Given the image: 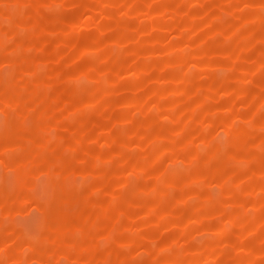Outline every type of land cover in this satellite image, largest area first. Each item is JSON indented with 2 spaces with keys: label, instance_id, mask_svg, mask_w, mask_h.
<instances>
[{
  "label": "rangeland",
  "instance_id": "1",
  "mask_svg": "<svg viewBox=\"0 0 264 264\" xmlns=\"http://www.w3.org/2000/svg\"><path fill=\"white\" fill-rule=\"evenodd\" d=\"M0 264H264V0H0Z\"/></svg>",
  "mask_w": 264,
  "mask_h": 264
}]
</instances>
